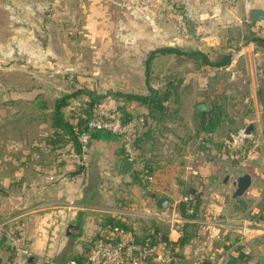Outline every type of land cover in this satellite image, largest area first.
<instances>
[{
	"label": "crops",
	"instance_id": "0c3cea01",
	"mask_svg": "<svg viewBox=\"0 0 264 264\" xmlns=\"http://www.w3.org/2000/svg\"><path fill=\"white\" fill-rule=\"evenodd\" d=\"M90 2L99 11L94 18L99 17L104 20L101 25L99 23L96 25L100 29L98 36L102 35L103 41L108 37L107 35H110L112 40L127 39L132 43L136 57H139L136 53L142 50L144 54L140 53V56L142 55L147 61L150 54L156 50L172 49L175 51L157 54L154 58L161 57L170 61L174 57L183 62L184 52L187 51L182 47H193L188 52H202L211 62H221L226 57L229 59L227 64L220 67L203 65L204 67L197 70L196 74H193L195 71L192 70V73L190 68L186 69L183 66V69L178 68L179 63L176 67L172 66L171 61L164 69V74H168L167 77L177 75L183 78L182 83L174 85L177 90V100L167 103L168 106L176 109L177 117L174 122L167 121L163 124L167 128L162 133L163 137L159 136L155 149L148 150L144 155L153 168L154 177L147 190L139 185L143 193L140 198L145 205L144 209H147L145 213L153 215L154 212L150 210L153 208V211H157V209L150 199V194L158 192L161 196L169 197L170 208H176L178 217L184 221L185 219L179 214L178 205L183 200L181 192L186 186H192L199 191V188L204 186L203 179L211 177L209 180L212 181L211 194L214 198L221 199L220 195H215V180L221 165L219 162L215 164V160L212 161L217 155L219 157L224 155L220 152V146L215 148L217 144H213L215 135L220 132L221 127L208 136L211 147L208 143L204 148L200 136L203 138L206 136L202 135L203 132L197 134L202 114L211 118L213 107L223 102L226 106V119L229 115L228 106H232L239 116L240 129L243 124L255 126L250 140L245 143L246 145L254 141L259 143L261 147L259 146L260 150L257 149L256 159H264V30L261 21L252 22L249 18L252 10H261L264 13V0H128V4H125L124 0H90ZM117 5L126 6L128 14L126 18L114 24L108 15L111 7ZM178 5L184 6L187 11L191 10L192 6L206 9L209 12L208 34L200 32L202 30L199 28L196 30L195 40L189 39V35L183 37V30L185 33L186 29L183 26L182 16L175 14L169 18L166 14V11L173 10V7ZM91 11L93 12L92 9ZM90 24L92 25V22ZM232 30L239 33L238 38H231ZM111 32L115 34L111 36ZM136 44L142 46L136 47ZM202 47L206 49L203 51ZM190 74L197 78L211 77V108L202 101H197L193 111L194 118H188L186 115L188 99L184 97L186 90L193 89L192 84L187 81L189 80L187 76ZM145 83L148 92V86L154 90H167V87L159 88V85L155 86L150 81L147 85V77ZM192 92L191 98L195 99L196 94ZM146 93L143 95L148 94ZM131 111L145 113L146 109L134 104L131 106ZM176 126L179 132L174 128ZM142 129L143 125L138 126L132 132L133 135L135 136V133L141 132ZM192 137H196L194 140H197V147L193 152L187 146L188 140ZM251 148L252 146L249 147L250 151ZM210 156L211 165H200L201 159L208 160ZM3 157L4 154L0 155L1 160ZM134 158L135 155L132 159L133 172L142 168V164ZM125 159L123 139L106 135L103 139H92L87 150L81 155L73 153L72 150L62 154L63 167H58L56 170L41 167L39 162L47 163L46 166L51 163L52 159L47 157L44 161L36 158L29 163H24L25 158L12 160L10 175L0 179V212L10 220V225L15 227L24 244L21 249L16 250L7 237L0 236V264H61L71 259L83 261L89 251L91 239L99 232L103 216L122 217L134 223L136 220L129 214V208L126 209L121 201L117 202L119 207L110 209L104 202L106 196L97 193L96 196L102 199L99 201L94 195L100 187L98 181H102L103 176L108 173L111 181L117 184L138 185L131 177L133 172L128 176L121 175V164ZM195 160L199 167L192 164ZM247 163H249L248 168L255 171L257 178L260 179V185L255 183V175L251 171L238 173L235 178L230 176V179L227 175L222 180L224 190L222 199H226L229 195L235 203L242 199L243 196L233 198V183L244 174H249L252 178V184L245 194L258 199L259 190L264 191V166L260 171L255 167L257 165L251 164L254 162ZM172 172H176L177 176L172 178ZM91 177L95 180L93 181ZM209 186L210 183L205 185L206 190ZM257 186H260L259 189ZM175 190L177 194L174 193ZM144 193L148 194L147 197ZM262 199L264 200V193ZM260 208L255 211V213L259 212L260 216L255 218L244 217L243 214L237 216L232 213L231 216L213 214L211 227L206 226L210 224L206 218L192 220L195 230L190 242L196 237L205 236L201 234L204 232V229L201 231L202 225L203 228L210 229L211 234L201 245L194 242V245H198L197 248L192 249L190 242L181 247L178 263L185 264L184 258L191 254L190 264H226L231 256L243 252L249 258L246 264H264V206ZM8 211H12L13 214L7 216ZM142 216V221L151 219ZM150 221L147 223H151ZM156 222L166 230L172 240L176 241L182 235L181 231L172 230L165 221ZM143 224L147 225L146 222H141L137 227L141 229ZM68 231H71V235Z\"/></svg>",
	"mask_w": 264,
	"mask_h": 264
},
{
	"label": "rangeland",
	"instance_id": "374dc122",
	"mask_svg": "<svg viewBox=\"0 0 264 264\" xmlns=\"http://www.w3.org/2000/svg\"><path fill=\"white\" fill-rule=\"evenodd\" d=\"M89 2L90 0H0V155L4 154L3 160L0 158V179L10 175L12 160L25 158L26 153H29L30 156L34 154L31 148L32 139H42L49 135L51 116L48 112L57 98L75 93L68 99L69 105L62 109L65 116L78 114V108L88 99L86 94L79 92L83 89L104 96V105L114 109L117 103L112 102L107 94L118 91L141 94L147 92L149 94L145 89L147 76L153 85H159V88L165 86L163 84L168 82L169 76L164 74V69L170 61L172 66L176 67L179 63L178 68L194 70L193 74L204 67L202 61L196 56L183 55L185 58L183 62L174 57L170 61L160 57L152 59L150 74L146 75V59L142 57L144 54L142 50L136 53L139 56L136 57L132 50V43H129L127 39L112 40L110 35H107L108 37L103 41L102 35L98 36L100 29L96 25L97 23L101 25L104 20L99 17L94 18L95 14H99V11L95 5H91ZM124 3L128 4V0H124ZM173 8V10L170 9L171 11H166V14L169 18L175 14L182 16L183 26L186 29L185 33L183 30V37L189 35V39L195 40L196 30L199 28L202 30L200 32L208 34L209 12L206 9L192 6L191 10L187 11L181 5ZM127 14L126 6L117 5L111 7L108 16L115 24L126 18ZM199 23L202 25L200 26ZM114 32H111V36L115 34ZM140 45L142 46V44H136V47ZM182 48L188 52L193 47ZM205 49L202 47L203 51ZM181 63L183 64L181 65ZM190 75L187 76L189 79L187 81L192 84L195 90L191 88L186 90L184 97L188 99L186 115L188 118H194L193 111L197 101H202L211 108V77L197 78ZM181 76L183 77L182 72ZM192 91L196 94L195 99L191 98ZM228 109L229 115L223 122L220 132L215 135V143H213L217 144L214 146L215 148L220 146V152L224 154L222 157L217 155L212 160L213 162L215 160V164L219 162L221 165L215 180V195H220L221 199L214 198L211 194L212 181H209L211 177L203 179L204 186L200 187L198 191L201 194L203 205L198 218L209 220L210 224L206 225L209 227H211L213 214L216 216L218 214L231 216V213L235 216L243 214L244 217L255 218L260 216L259 212L255 213V211L264 206L262 199L264 191L262 189L259 190L258 199L249 194L243 195L242 199L236 203L230 199V195L226 199H222L224 196L222 180L227 175L230 179V176L235 178L238 173L251 171L247 162H254L251 164L257 165L255 167L260 171L264 166V159L248 157L249 147L252 146V151L257 145L256 150L258 148L260 150L259 143L254 141L252 144L246 145L244 140L240 144L228 142L232 136L242 130L238 120L239 116L235 113L234 108L228 106ZM176 117L174 116L168 121L174 122ZM174 128H176V132H179L177 126ZM202 135L208 137L211 133L204 131ZM251 136L245 138H248L249 141ZM194 138H190L187 144L188 149L192 152L197 147V140ZM209 144L211 147V140ZM201 160L199 161L200 165L212 164L211 156L208 160L205 158ZM192 164L199 167L196 160L192 161ZM251 172L255 175V183L260 185V179L257 178L255 171ZM171 176L172 178L176 177V172H172ZM109 177L110 173L105 174L102 181H98L100 187L97 188L98 190L96 189L95 197L98 198L97 193L106 196L107 199L104 202L110 209L119 207L117 202L121 201L126 209L129 208V214L133 215L136 220L134 221L137 223L136 226L141 222H146L147 225L151 224L147 223L151 219L142 221V215L153 217L148 212L145 213L147 209H144L145 205L140 198V195H143L142 188L139 185L117 184ZM91 178L93 181L95 180L94 177ZM208 183L210 186L206 190L205 185ZM120 186L123 188H119ZM174 193L177 194L176 190ZM144 194L147 197L148 194ZM181 194L183 198L189 196L185 190ZM101 200L100 198L99 201ZM150 211L155 213L153 208ZM1 213L0 224L3 225V228L14 229L15 227L10 225V220ZM10 214L13 212L8 211L7 216ZM185 222H181V228ZM16 227L18 228V226ZM203 227L202 225L201 231L204 229L206 233L202 232L201 234L205 236L196 237L193 242H190L193 246H190L192 249L208 240L207 236L211 234V231ZM194 242H197L198 245H194ZM190 255L184 258L185 264H190Z\"/></svg>",
	"mask_w": 264,
	"mask_h": 264
},
{
	"label": "trees",
	"instance_id": "16d2710c",
	"mask_svg": "<svg viewBox=\"0 0 264 264\" xmlns=\"http://www.w3.org/2000/svg\"><path fill=\"white\" fill-rule=\"evenodd\" d=\"M262 29L264 30V26ZM173 51L175 50L159 49L152 52L146 61V75L150 74L151 61L155 55L171 53ZM184 55L196 56L202 61L203 65L210 67H220L229 62L228 57L221 62H211L207 56L199 51L184 52ZM182 80L183 78L177 75L170 76L168 82H166L165 86H163L165 88L167 87V90H154L148 86L149 94L147 95L119 91L110 92L107 95L112 102L117 103L116 108L114 109L107 108L104 105V96L83 89L79 92L86 94L88 99L78 108V114L70 116H65L62 109L69 105L68 99L73 97L75 93L57 98L48 112L51 116V123L49 126L51 131L49 135L42 139L36 138L31 140V148L34 151V154H31L32 156H30L29 153H26L24 163H29L31 162L30 160L36 158L44 161L47 157V159H52L51 163L46 166L47 163L39 162L41 167L44 169L52 168V170H56L58 167H63L62 154L69 153L71 150L77 155H81L83 153V145L80 141V136L83 134H88L90 136L88 146L92 139H103L106 138V135L121 138L120 136L114 135L108 131H97L88 128V122L90 119L95 117L98 110L106 108L119 114L123 122H129L133 118L137 117H141L143 119V129L141 132L135 133L136 135L133 140V151L136 157L134 160L140 162L142 164V168L134 171L131 177L134 183L147 190L152 183L149 182L147 177H154V173L153 168L149 165V160L145 159L144 155L148 150L153 151L159 142L158 139L161 136L163 137L162 133H164V130H167L163 124L166 123L168 119L176 116V109L168 106L167 103L177 100V90L174 85L176 83H182ZM148 81H150V78L147 76V85ZM172 95H175V97H172ZM134 104L139 107H144L146 112L134 113L131 111V106ZM225 115V104L221 102L220 105H215L213 107V114L211 118L205 116L204 114L201 115L199 125L200 128L198 129L197 134L199 135L204 131L208 133H215L225 121ZM198 135H196V137ZM200 140L202 141L204 148H206L210 141L208 137L203 138L201 136ZM185 192L186 194L191 195L193 199L190 202L182 200L178 205L179 214L186 222L180 230L182 235L176 241L172 240L166 230L158 225L156 221L159 219L155 217L151 218V224H143L141 229H139V227L128 221L126 218L124 219L122 217L105 215L102 217L99 232L104 228L112 229L114 227H119L132 233L136 240L140 243L148 241L151 244H156L161 241L170 249L172 256L175 258V264H179V249L190 242L193 236V231L195 230V225L194 223H191V221L198 218V215L203 207L202 197L197 189L192 186H186ZM189 209H192V212H189ZM13 231L15 232V228ZM99 232L91 239L90 246L93 241L99 237ZM248 261V256L243 252H240L237 256H231L226 264H246Z\"/></svg>",
	"mask_w": 264,
	"mask_h": 264
},
{
	"label": "built area",
	"instance_id": "2783aa9c",
	"mask_svg": "<svg viewBox=\"0 0 264 264\" xmlns=\"http://www.w3.org/2000/svg\"><path fill=\"white\" fill-rule=\"evenodd\" d=\"M226 1V0H224ZM261 26H264V20L261 21ZM143 119L141 117L133 118L129 122H123L121 117L116 112L101 108L96 113L95 117L88 122V128L92 130L108 131L114 135L120 136L123 139V151L126 159L132 160L133 151V131L141 126ZM244 131L241 130L237 135L232 136L228 141L233 144H240L245 140ZM90 136L83 134L80 136L82 150H87ZM254 149L248 153V157L257 158L258 152ZM149 182L153 181V177H147ZM191 195L183 198V201H192ZM192 212V209H189ZM153 217L163 220L170 225V228L179 232L181 230V219L176 213V208H168L166 210H158L152 215ZM18 229H19V225ZM17 231V230H16ZM13 229L3 228L0 224V236L7 237L12 246L19 250L22 248L23 241L17 232ZM61 264H175V258L172 256L170 249L165 243L159 241L156 244L150 242L140 243L134 235L119 227L112 229L104 228L100 230L99 237L96 238L89 248L86 258L83 261L71 259L62 262Z\"/></svg>",
	"mask_w": 264,
	"mask_h": 264
},
{
	"label": "water",
	"instance_id": "95a60500",
	"mask_svg": "<svg viewBox=\"0 0 264 264\" xmlns=\"http://www.w3.org/2000/svg\"><path fill=\"white\" fill-rule=\"evenodd\" d=\"M249 18L252 22L264 20V13L261 10H252ZM239 33L236 30L231 31V38H238ZM255 126L253 124H243L241 129L244 131L245 136H250L254 130ZM245 142L248 141V138H245ZM134 170V163L132 160L125 159L121 164V175L128 176ZM227 182V179L225 180ZM252 184V178L249 174H244L239 176L233 183L234 193L233 198H239L243 196ZM150 199L154 202L156 209L162 211L170 207L171 200L167 196H161L158 192H152L150 194ZM68 234L71 235V231H68Z\"/></svg>",
	"mask_w": 264,
	"mask_h": 264
}]
</instances>
